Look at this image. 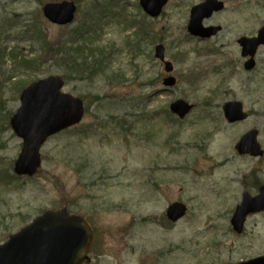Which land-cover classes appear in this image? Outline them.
<instances>
[{
  "label": "rangeland",
  "instance_id": "1",
  "mask_svg": "<svg viewBox=\"0 0 264 264\" xmlns=\"http://www.w3.org/2000/svg\"><path fill=\"white\" fill-rule=\"evenodd\" d=\"M50 1L63 0H0V171L14 174L22 139L9 121L34 79L63 76V91L82 97L86 113L44 144L39 174L8 185L0 179V244L44 210L68 206L94 228L90 264H241L263 256L264 212L247 216L242 234L230 221L243 193L255 195L264 183V157L235 148L251 129L264 148V46L248 71L238 43L264 26V0H223L224 10L203 22L222 27L208 39L187 30L192 6L204 0H170L159 18L139 0H73L76 19L66 26L42 14ZM88 13L108 68L91 77L65 72L43 49L69 39ZM159 43L175 66L171 90L155 57ZM33 58L36 66H21ZM178 98L196 105L182 120L164 114ZM228 100L243 102L249 119L227 122ZM174 202L188 210L172 223L166 211Z\"/></svg>",
  "mask_w": 264,
  "mask_h": 264
},
{
  "label": "water",
  "instance_id": "2",
  "mask_svg": "<svg viewBox=\"0 0 264 264\" xmlns=\"http://www.w3.org/2000/svg\"><path fill=\"white\" fill-rule=\"evenodd\" d=\"M145 12L152 17H159L168 0H140ZM224 2L205 0L194 6L188 25L189 32L202 38L213 37L221 27H204L203 20L212 17L216 11L223 10ZM77 6L73 1L49 2L43 7V14L54 24L65 25L73 22ZM243 46V55L251 56L246 62V69L255 66L254 57L259 45H264V27L257 37L239 40ZM165 47H156V57L165 60ZM166 72H172V61L165 62ZM176 78L164 80L166 86H174ZM64 80L59 75H50L39 79L24 88L21 94V106L11 119L14 132L23 139L22 150L15 161L14 171L19 176H34L42 165L41 148L45 141L64 129L79 123L85 108L80 98L62 91ZM193 104L184 99L171 103V110L183 119L190 113ZM229 122L244 120L248 114L243 111V104L238 101L224 105ZM258 131L245 134L236 148L239 153H251L253 156L264 154L257 142ZM264 211V186L258 196L245 193L241 204L231 219L233 229L242 233L247 217L251 213ZM187 213V206L181 202L173 203L167 210L168 219L176 222ZM94 231L89 222L81 215L71 214L67 207L48 209L35 218L9 240L0 245V264H84L91 261L87 256L94 241ZM243 264H264V256L254 258Z\"/></svg>",
  "mask_w": 264,
  "mask_h": 264
},
{
  "label": "trees",
  "instance_id": "3",
  "mask_svg": "<svg viewBox=\"0 0 264 264\" xmlns=\"http://www.w3.org/2000/svg\"><path fill=\"white\" fill-rule=\"evenodd\" d=\"M91 20L92 19L88 13L85 22L81 23L69 33V39H62L54 46H52L53 44H43L45 53L52 55L54 61L59 62V67L65 72H67L65 69H68L69 71L72 70L76 72V74H78L77 76H84L87 74L89 77L95 74L107 73L108 68L105 66L107 56L105 53L107 52L105 48L95 44L96 41L93 39L94 37H92L93 33H95L93 28L95 23L93 22L92 26L90 23ZM90 25L92 30L88 29V26L90 27ZM37 38L43 43V36ZM4 50H6V48ZM20 64L21 66L27 65L28 67H34L38 64V59L35 60L33 58L30 60H24L20 62ZM120 76L121 74L112 76L111 78L117 79L120 78ZM8 78H12V76H9ZM23 85H25V83ZM0 179H3L4 183L7 185L14 182V180H19L17 176L13 174L9 175L6 171H0ZM11 179L13 180L11 181Z\"/></svg>",
  "mask_w": 264,
  "mask_h": 264
},
{
  "label": "flooded vegetation",
  "instance_id": "4",
  "mask_svg": "<svg viewBox=\"0 0 264 264\" xmlns=\"http://www.w3.org/2000/svg\"><path fill=\"white\" fill-rule=\"evenodd\" d=\"M256 63H257V60H256Z\"/></svg>",
  "mask_w": 264,
  "mask_h": 264
}]
</instances>
